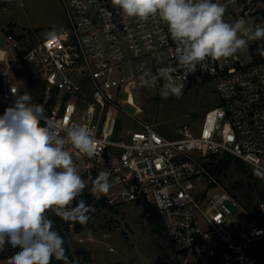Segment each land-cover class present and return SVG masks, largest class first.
I'll return each mask as SVG.
<instances>
[{
    "label": "built area",
    "instance_id": "built-area-1",
    "mask_svg": "<svg viewBox=\"0 0 264 264\" xmlns=\"http://www.w3.org/2000/svg\"><path fill=\"white\" fill-rule=\"evenodd\" d=\"M60 1L67 23L55 33L31 44L25 33L0 32V116L21 96L17 77L27 71L40 83L39 104L61 135L81 125L98 141L94 158L67 146L87 182L80 199L90 196L95 210L101 200L153 204L178 264H264V200L257 216L248 212L207 166L211 155L230 154L264 185V57L257 53L264 39L249 40L231 57L209 58L207 68L198 64L185 76L158 17H125L111 0ZM213 2L226 6V22L243 18L246 27H264V0ZM165 67L176 69L170 74L183 93L210 85L218 97L197 128L185 125L178 139L166 138L145 116L143 98L163 96ZM144 69L156 77L149 85L140 81ZM121 117L134 128L122 129ZM104 170L111 173L110 191L91 194Z\"/></svg>",
    "mask_w": 264,
    "mask_h": 264
},
{
    "label": "clouds",
    "instance_id": "clouds-1",
    "mask_svg": "<svg viewBox=\"0 0 264 264\" xmlns=\"http://www.w3.org/2000/svg\"><path fill=\"white\" fill-rule=\"evenodd\" d=\"M128 18L146 21L158 17L167 25L175 42V57L185 76L202 69L209 58H228L246 50L249 40L264 39V27H246L243 18L234 23L224 20L226 6L213 0H111ZM257 53L264 57V47ZM158 62L159 61V58ZM175 68L159 70L165 78L166 98L183 94V84L170 74ZM156 77L144 69L140 81L149 85ZM15 95V89H12ZM16 97V96H15ZM29 95L16 97L13 106L0 116V249L7 243L19 249L7 264H80L71 260L64 247L66 240L54 230L52 212L70 224H87L95 209L80 199L87 182L82 178L67 146L89 158L97 154L98 141L89 128L74 125L61 129L45 116L42 104L30 102ZM43 122V123H42ZM108 170L92 180L91 194H107L111 184ZM76 201V206L73 202ZM219 223V220H215ZM212 222V221H211ZM94 237L88 233V239Z\"/></svg>",
    "mask_w": 264,
    "mask_h": 264
},
{
    "label": "rangeland",
    "instance_id": "rangeland-1",
    "mask_svg": "<svg viewBox=\"0 0 264 264\" xmlns=\"http://www.w3.org/2000/svg\"><path fill=\"white\" fill-rule=\"evenodd\" d=\"M66 23L60 0H0V32L5 35L10 31L18 32L20 36L25 33L26 37L22 36L33 44L38 38L43 39L55 33ZM17 82L21 87V95L27 94L31 103L39 104L40 83L30 77L27 71L18 74ZM143 100L149 124L166 138L178 139L185 125L197 128L204 113L217 105L218 97L213 87L204 85L183 93L179 98L174 95L166 98L147 95ZM135 101L141 105L138 98ZM126 111L135 115L133 107H126ZM138 117L143 119L144 115ZM119 123L122 129L134 128L133 123L124 117ZM211 161L212 158H209L207 162ZM217 176L223 188L235 195L245 210L258 215L260 198L257 197V191L254 192V202L250 204L245 197V187L257 184L262 190L263 184L252 178L247 167L244 172L239 166L233 165ZM234 185L239 187L235 188ZM142 211L143 207L134 202L101 205L89 214L91 218L85 225L78 222L62 223L50 212L46 214L54 221V230L68 241L71 253L80 258V264H84L85 260H88V264H178L165 234L163 221L160 226L151 225L142 217ZM66 227L70 231H66ZM78 227L79 231L76 230ZM89 231L94 237L92 240L88 239ZM1 250L6 260L4 264H7L12 255L5 247Z\"/></svg>",
    "mask_w": 264,
    "mask_h": 264
},
{
    "label": "trees",
    "instance_id": "trees-1",
    "mask_svg": "<svg viewBox=\"0 0 264 264\" xmlns=\"http://www.w3.org/2000/svg\"><path fill=\"white\" fill-rule=\"evenodd\" d=\"M11 32V31H10ZM13 33V32H11ZM20 39H22L23 37H19ZM43 123V122H42ZM209 158H212V161L209 163L207 162V166L213 171V172H218V173H224L225 171L229 170L233 165H237L239 166L240 169H243V171L245 172L246 170V166L245 164L237 159L234 158L232 155L230 154H224L222 156H217V155H211ZM251 175V174H250ZM257 182V181H256ZM233 187L237 188L239 186L234 185ZM247 190V193L245 194V197L247 198L248 202L250 204H252L254 202V199L256 197H254V192L257 191V197L260 198V200H264V185H263V189L261 190V188L256 184V186L249 184L248 186L245 187ZM235 196V195H234ZM236 197V196H235ZM237 198V197H236ZM107 206V202L105 200H101L97 206ZM140 205V204H139ZM143 207V211L141 213L142 217L147 219L148 222L151 225H157L160 226V224L162 223V217L159 213V211L157 210V208L151 204V203H143L141 205ZM111 209H114L113 207H111ZM77 231H79V227L78 229H76ZM65 239V238H64ZM66 240V239H65ZM5 249L6 251L10 252L11 255L13 256L17 251H19V249H13L10 245H8L7 243L5 244ZM64 247L67 250V254L69 256V259L71 260L73 254L70 251V247H69V243L66 240V243L64 245ZM84 264H88V260L83 261ZM52 264H63V261H56L54 258L52 260Z\"/></svg>",
    "mask_w": 264,
    "mask_h": 264
},
{
    "label": "water",
    "instance_id": "water-1",
    "mask_svg": "<svg viewBox=\"0 0 264 264\" xmlns=\"http://www.w3.org/2000/svg\"><path fill=\"white\" fill-rule=\"evenodd\" d=\"M83 200L86 201V206H87V205H90L91 204L92 198L89 196V197H87L86 199H83ZM65 230L66 231H70V228L69 227H66Z\"/></svg>",
    "mask_w": 264,
    "mask_h": 264
},
{
    "label": "crops",
    "instance_id": "crops-1",
    "mask_svg": "<svg viewBox=\"0 0 264 264\" xmlns=\"http://www.w3.org/2000/svg\"><path fill=\"white\" fill-rule=\"evenodd\" d=\"M5 261H6V260L4 259V260H3V264H4Z\"/></svg>",
    "mask_w": 264,
    "mask_h": 264
}]
</instances>
